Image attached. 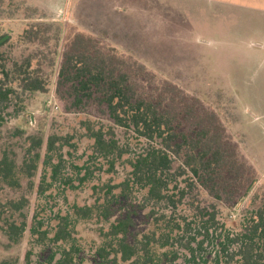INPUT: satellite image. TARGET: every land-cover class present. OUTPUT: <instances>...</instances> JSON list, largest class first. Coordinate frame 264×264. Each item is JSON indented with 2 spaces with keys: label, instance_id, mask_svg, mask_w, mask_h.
<instances>
[{
  "label": "rangeland",
  "instance_id": "obj_1",
  "mask_svg": "<svg viewBox=\"0 0 264 264\" xmlns=\"http://www.w3.org/2000/svg\"><path fill=\"white\" fill-rule=\"evenodd\" d=\"M0 34L14 68L0 73L11 88L0 97V159L13 162L12 179L0 175V264H58L65 251L73 264H142L141 252L124 261L108 245L122 236L110 224L128 213L125 239L151 240L147 264L237 263V244L222 242L264 211V0H0ZM77 34L121 58L178 132L195 137V116L215 119L225 169L200 184L172 156L173 204L149 199L129 175L148 141L58 75ZM26 77L43 89H25ZM94 134L117 150L99 151ZM61 223L69 236L57 241Z\"/></svg>",
  "mask_w": 264,
  "mask_h": 264
},
{
  "label": "trees",
  "instance_id": "obj_2",
  "mask_svg": "<svg viewBox=\"0 0 264 264\" xmlns=\"http://www.w3.org/2000/svg\"><path fill=\"white\" fill-rule=\"evenodd\" d=\"M5 39V34H0V46ZM13 71L14 68L11 70L5 66L0 53V73L8 77ZM58 75L62 79L76 82V87L81 92L97 94L116 125L131 129L138 137L148 141L147 146L130 160L129 175L131 181L146 189L149 199L155 202L167 200L173 204L172 197L168 194L172 179L170 176H173L172 156L181 157L182 165L192 175L191 181L195 178L200 182L207 174L217 169L224 170L227 166L230 154L220 139L221 130H218L220 127L215 119L195 116V120L199 121L197 125L200 126L195 137L178 132L174 128L173 115L168 109L160 108L158 104L143 96L141 85L125 70L121 58L115 53L100 50L94 39L81 34L75 35L63 52ZM21 82L27 90L43 89L41 83L29 77L23 78ZM1 84L0 82V97H5L7 89L11 88L5 84L6 88L3 89ZM94 136L99 151L108 154L117 150L116 141H104L99 135ZM56 168L57 166L53 168V174L56 173ZM12 169V160L4 155L0 159V175L5 179H12ZM75 210L76 213L86 214L90 208L77 207ZM132 223L131 214L128 213L124 218L110 224V234L113 237L119 234L122 236L117 238L114 244L108 245L115 254L120 253L124 261L141 252L145 261L142 264H147L151 260L148 248L150 238L147 236L140 245L130 244L125 239ZM39 234L42 236L43 232ZM68 236L65 224L61 223L53 239L64 240ZM160 238L168 241L170 236L165 233ZM229 243L237 244L236 250L229 253L230 258L238 256L236 264H264V211L256 213L241 232L233 236L227 235L222 242L225 250ZM107 254V251L101 250V255ZM73 259L71 252L65 251L57 263L73 264ZM229 263V260H226L225 264Z\"/></svg>",
  "mask_w": 264,
  "mask_h": 264
}]
</instances>
